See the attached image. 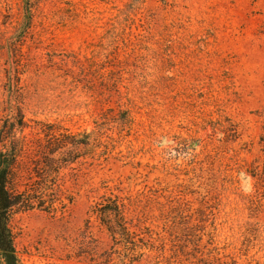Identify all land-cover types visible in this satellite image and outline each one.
<instances>
[{"label": "rangeland", "instance_id": "obj_1", "mask_svg": "<svg viewBox=\"0 0 264 264\" xmlns=\"http://www.w3.org/2000/svg\"><path fill=\"white\" fill-rule=\"evenodd\" d=\"M16 107L19 183L89 133L63 205L11 217L20 264H128L105 197L150 246L129 264H264V0H0V130Z\"/></svg>", "mask_w": 264, "mask_h": 264}, {"label": "trees", "instance_id": "obj_2", "mask_svg": "<svg viewBox=\"0 0 264 264\" xmlns=\"http://www.w3.org/2000/svg\"><path fill=\"white\" fill-rule=\"evenodd\" d=\"M15 110L17 117L12 122L5 121L0 130V264H20L9 225L11 217L18 212L51 211L62 206L57 191L61 169L89 150V133L52 135L38 150L39 157L33 161L25 181L19 183L16 167L22 146L15 132L23 128L24 120L21 110ZM91 211L109 233L113 254L122 263L137 261L150 247L130 230L123 205L115 198H103L93 204Z\"/></svg>", "mask_w": 264, "mask_h": 264}]
</instances>
